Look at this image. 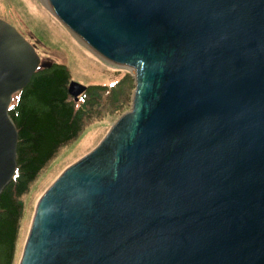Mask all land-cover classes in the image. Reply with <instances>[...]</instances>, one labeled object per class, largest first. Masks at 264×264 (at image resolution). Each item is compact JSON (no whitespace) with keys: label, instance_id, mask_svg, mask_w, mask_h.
Here are the masks:
<instances>
[{"label":"water","instance_id":"95a60500","mask_svg":"<svg viewBox=\"0 0 264 264\" xmlns=\"http://www.w3.org/2000/svg\"><path fill=\"white\" fill-rule=\"evenodd\" d=\"M41 1L135 90L38 201L19 264H264V0ZM39 65L0 20V194Z\"/></svg>","mask_w":264,"mask_h":264},{"label":"rangeland","instance_id":"374dc122","mask_svg":"<svg viewBox=\"0 0 264 264\" xmlns=\"http://www.w3.org/2000/svg\"><path fill=\"white\" fill-rule=\"evenodd\" d=\"M0 20L34 49L40 60L39 69L64 66L69 83L99 89L97 101L86 108L80 135L57 152L22 197L23 211L13 258V264H19L38 201L67 168L93 151L119 118L131 111L135 74L103 62L86 49L41 0H0ZM112 90L121 94L114 95ZM16 101L15 96L13 103Z\"/></svg>","mask_w":264,"mask_h":264},{"label":"trees","instance_id":"16d2710c","mask_svg":"<svg viewBox=\"0 0 264 264\" xmlns=\"http://www.w3.org/2000/svg\"><path fill=\"white\" fill-rule=\"evenodd\" d=\"M68 84L69 73L64 66L39 69L11 105L9 116L18 145L15 176L0 194V264H13L22 197L57 152L80 135L86 108L99 97V89L89 87L74 102L68 96ZM112 93L118 96L121 91Z\"/></svg>","mask_w":264,"mask_h":264}]
</instances>
